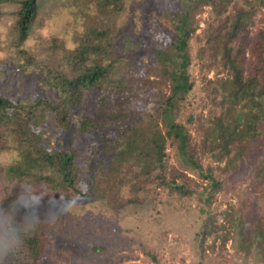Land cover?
Instances as JSON below:
<instances>
[{
  "label": "rangeland",
  "instance_id": "1",
  "mask_svg": "<svg viewBox=\"0 0 264 264\" xmlns=\"http://www.w3.org/2000/svg\"><path fill=\"white\" fill-rule=\"evenodd\" d=\"M179 1L126 0L125 9L115 13L98 9L96 0H42L30 36L23 44L16 40L17 5L2 3L0 95L17 102L44 97L57 103L59 94L44 84L46 73L39 68L56 60L61 63L53 44L73 50L89 28L109 24L116 28L117 57L122 58L127 70L135 69L134 83L151 78L167 92L169 86L161 74L148 76L143 69L155 61V48L176 40L174 26L165 20V13L178 7ZM262 1L236 0L222 16L216 15L214 7L203 6L193 19L188 72L194 89L178 120L190 121L192 148L221 182L215 193L198 176L188 174L178 182L196 190L192 196L183 197L152 184L140 193V202L134 205L122 206L130 197L128 185L121 192L113 189L109 197H101L102 192L89 190V184L92 172L103 176V169H109L102 165L107 159L102 136L80 134L77 126L72 132L61 130L52 119L46 125L44 144L76 152L82 177L80 189L88 194L87 198L71 195L61 199L46 187L35 189L4 182L1 169L12 164L17 154L0 152V202L9 192L16 200L34 207L37 219L48 222L50 240L40 264H264V241L256 233L259 228L264 234V118L259 117L258 134L246 151L234 143L228 155L222 152L214 132L218 120L222 128H230L241 109L240 104H232L224 90L229 73L212 44L214 37L221 31L224 34L233 22L238 9L242 8L243 14L249 10L252 19L238 45L242 47L244 72H252L258 60L254 46L260 32L264 33ZM100 96V91L87 92L83 104L74 110V122L92 116ZM142 97L133 108L150 110L152 103L146 101L147 94ZM168 152L171 154L170 149ZM90 157L95 159L93 165ZM173 167L179 165L171 158L169 168ZM0 216L9 221V211L0 208ZM245 238L254 242L250 248L245 249Z\"/></svg>",
  "mask_w": 264,
  "mask_h": 264
},
{
  "label": "trees",
  "instance_id": "2",
  "mask_svg": "<svg viewBox=\"0 0 264 264\" xmlns=\"http://www.w3.org/2000/svg\"><path fill=\"white\" fill-rule=\"evenodd\" d=\"M41 1L0 0V5H17L14 26L18 44L28 40ZM235 1L182 0L175 2L178 7H168L165 20L174 26L176 40L169 46L161 43L155 48V61L143 69L148 76L161 74L169 86L167 92L151 78L134 83L135 69L127 70L122 58L116 55V28L113 25L89 28L73 50L54 43L52 47L59 51L61 63L56 60L39 68L46 73L44 84L59 94L57 103L44 97L17 102L0 95V152L17 154L12 164L1 169L4 182L35 189L46 187L61 199L71 195L88 197L80 189L82 177L76 152L44 144L46 125L52 119L61 130L72 132L77 126L80 134L102 136L107 155L102 165H108L109 169L104 172L102 168L103 176L92 172L89 184V190L97 194L102 192L101 197H109V191L113 189L121 192L122 187L128 185L130 197L124 199L122 206L134 205L140 202V193L152 184L183 197L192 196L196 190L178 182L182 176L188 178V174L198 176L205 186L211 187V192L218 191L221 182L215 177L212 167L205 166L198 158L197 150L192 148L190 121L183 123L178 117L194 89L188 72L191 61L188 49L194 32L195 13L200 7L212 6L216 15L222 16ZM96 5L101 11L121 13L126 0H96ZM241 12L242 8L238 9L224 34L221 31L212 41L213 47L219 51L217 55L221 56V65L229 73L224 90L232 104H240L241 109L232 127L222 128L218 120L214 131L220 149L227 155L234 143L246 151L258 134L259 117L264 118V33L260 32L254 46L258 55L256 68L246 74L242 47L238 44L252 17L249 10L245 9L244 14ZM92 90L101 93L95 112L74 122V110L83 104L87 92ZM144 94L148 96L146 101L152 103L151 109L135 110L133 105ZM171 158L176 160L178 168H169ZM91 160L93 165L95 159ZM168 173L172 175L171 179ZM8 194L0 202V208L9 211V227L27 229L28 220H31L38 224V229L30 232L15 253L0 257V264H40L45 245L50 240L48 222L37 219L34 207ZM212 198L213 195L209 197L210 200ZM256 233L263 242L262 231L258 228ZM253 243L251 238H245V249Z\"/></svg>",
  "mask_w": 264,
  "mask_h": 264
},
{
  "label": "clouds",
  "instance_id": "3",
  "mask_svg": "<svg viewBox=\"0 0 264 264\" xmlns=\"http://www.w3.org/2000/svg\"><path fill=\"white\" fill-rule=\"evenodd\" d=\"M30 229V231H29ZM38 224L28 220V228H10L9 221L0 216V257L13 254L25 242L31 231H36Z\"/></svg>",
  "mask_w": 264,
  "mask_h": 264
}]
</instances>
